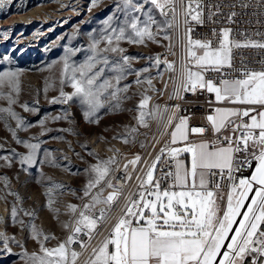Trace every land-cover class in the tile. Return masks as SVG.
Segmentation results:
<instances>
[{"label": "snow or ice", "instance_id": "6c2138e0", "mask_svg": "<svg viewBox=\"0 0 264 264\" xmlns=\"http://www.w3.org/2000/svg\"><path fill=\"white\" fill-rule=\"evenodd\" d=\"M5 2L6 0H0V5ZM144 3H150L159 10L160 15L165 18L163 24H158L152 15L146 14L143 27L140 26L139 17H133L131 21L125 22V26L112 28L110 17L105 21L111 29L110 34L102 37L109 45L104 51L122 53L124 49L119 47L121 40L143 43L147 38L157 42L156 35L161 33L164 40L171 39L167 29L175 27L176 0H144ZM123 4L125 8L135 12L143 10V5L135 4L134 0H123ZM208 7L207 18L215 23L213 17L220 14V6L216 5L215 11H211V5ZM183 15L187 39L186 56L181 65L174 96L183 99L180 95L182 91L192 94L206 91L214 94V101H209L210 104L229 103L247 107H216L212 114L207 115L206 119L216 136L214 141L192 142L190 136L204 135L207 129L190 127V117H179L170 134V145L182 146L162 148L147 170H141L143 177H136L140 190L123 197L124 204L114 223L112 213L124 187L123 184L114 185L106 180L115 159L110 158L92 165L91 172L94 175L84 189V196H91L90 202L85 203L82 208L75 204L68 205L74 223H66L64 227L71 228L72 234L56 247L48 248L45 242L55 237L44 234L32 225V238L38 240L40 250L38 253H24L28 264H78L85 253L87 256L81 264H264V58L257 61L262 65L259 70L248 67L243 53H239V67L235 60L239 49H259L264 53V41L251 38L237 40L233 38V29L230 27L219 31L213 28L211 39H193L191 22L197 25L205 23L203 0H187L183 5ZM236 15L234 11L229 13L227 19L230 24L235 23ZM152 25H156L155 34L151 30ZM128 29L131 30L130 33ZM240 35L247 36L243 32ZM98 44L99 41H95L93 47ZM130 59L123 56V63L113 66V70L119 73L113 78L115 85L110 79H100L103 68L94 71L97 63L108 64L107 57L98 61L96 55H93L80 65H71L65 59L62 75L73 91L65 93L61 90L60 98L53 102L67 103L74 98L78 99L85 108V119L98 122L93 121L92 117L105 103L114 109L120 108L122 101L119 93L127 92L129 86L125 85L121 89L117 85L124 78L125 66H130ZM161 63L157 56L155 65L159 67ZM163 63L167 71H176L173 62L165 60ZM209 73L216 75L209 78ZM19 76V72H0V99L7 100L9 104V107L0 108V113H7L16 119L17 127L24 122L12 110L11 105L16 103L15 96L20 92ZM64 82L62 79L61 83ZM137 83L141 81L138 79ZM147 83L151 86L152 80L148 79ZM141 95L135 119L140 126L147 127L146 117L163 119V112H167V109L162 112L158 105L149 109L151 97ZM112 101L115 103L112 104ZM22 106L26 111L30 110L27 104ZM61 118L57 116L54 119ZM174 119L175 112L167 117L164 128L171 126ZM40 123L43 125L44 121ZM136 131L133 127L130 134ZM13 137H16L15 131ZM124 142H129L127 137ZM17 143H23L29 150L26 156L21 157V163H36L40 143L19 139ZM183 154H188L187 161L181 158ZM50 155L45 150V157ZM140 160L141 157L137 155L129 164L135 166ZM161 164H168L169 170L161 169L159 177H156L154 173ZM246 170H251L250 175H243ZM125 172L126 178L130 180L132 176L127 165ZM225 179L229 182L227 192L222 191V181ZM162 181L171 183L162 189ZM102 182H106L112 191L106 197L102 196L103 188L92 194V189ZM55 187L62 186L57 184ZM46 194L51 205L52 189L49 188ZM221 201L224 202L223 208ZM101 204L104 207L99 209L98 215H94L93 209ZM17 211L13 206V219L16 218ZM25 215L31 216L33 213L25 212ZM109 224L111 227L107 235L99 231L102 225ZM80 233L87 236L86 242L78 240ZM97 236L103 238L93 244ZM8 240L4 233H0L5 251L10 252ZM73 243H79L84 251L71 250L69 246Z\"/></svg>", "mask_w": 264, "mask_h": 264}, {"label": "rangeland", "instance_id": "374dc122", "mask_svg": "<svg viewBox=\"0 0 264 264\" xmlns=\"http://www.w3.org/2000/svg\"><path fill=\"white\" fill-rule=\"evenodd\" d=\"M134 3L142 4L143 10L135 12L125 8L123 0H6L0 5V72L20 73V92L11 108L24 122L17 127L16 119L0 113V233L9 238L11 250L5 251L0 241V264H28L24 253L39 252L40 244L32 238V225L55 237L45 242L48 248L66 240L69 228L64 225L70 224L73 216L68 205L82 208L91 200V196H84L85 186L94 175L91 166L110 158L118 162L126 154L137 152L155 133L154 119L146 117L147 127L140 126L135 119L141 94H145L135 82L136 75L156 68L155 58L169 51L170 45L171 51L163 59L173 62L177 56L185 61L187 42L184 41L182 48L172 45L174 29L170 28L167 29L170 40H164L161 33L156 35L157 42L147 38L143 43L121 40L122 53L104 51L109 45L102 37L110 34L111 29L105 23L110 17L112 28L125 26L133 17H139L143 27L146 14L163 24L165 18L150 3L144 0H134ZM151 30L155 34L156 25ZM95 41L99 44L93 47ZM172 52L176 53L174 57ZM93 55L98 61L107 57L108 64L97 63L94 71L103 68L100 79H110L114 85L113 78L119 73L113 66L123 63V56L131 58L130 66H125L124 78L117 85L121 89L129 86L127 92L119 93L120 108L114 109L105 103L92 117L98 122L85 119V108L78 99L53 102L60 98L61 90L73 91L62 75L65 59L71 65H80ZM25 104L30 110L24 109ZM6 107H9L7 100L0 99V108ZM152 107L149 102V109ZM217 107L238 106L218 103ZM57 116L62 118L54 119ZM133 127L137 131L130 134ZM93 135L102 141V149L94 145ZM125 137L128 143L124 142ZM17 139L40 143L36 163H21V157L29 150L23 143H17ZM115 141L120 145L110 144ZM45 150L51 153L47 158ZM105 183L92 189V194L99 188L104 190ZM57 184L62 187L56 188ZM49 188L52 189L51 205L46 194ZM13 206L18 210L15 219L11 217Z\"/></svg>", "mask_w": 264, "mask_h": 264}, {"label": "built area", "instance_id": "2783aa9c", "mask_svg": "<svg viewBox=\"0 0 264 264\" xmlns=\"http://www.w3.org/2000/svg\"><path fill=\"white\" fill-rule=\"evenodd\" d=\"M186 0H176V23L174 29V36L172 40V45H176L177 48L183 47L184 41L187 42L185 36L186 26L184 24V15H183V5H185ZM204 5V19L205 23L203 25H197L195 22H191V27L193 31L191 36L193 39H211L212 38V29L215 28L219 31L221 28L230 27L233 29L232 36L237 40H244L246 38H251L257 41H264V0H203ZM209 5H211V11H215L216 5L220 6V14L213 17L212 21L208 20ZM242 5H247L243 7ZM236 12L237 15L234 17L235 23L228 22V15L231 12ZM171 18V16H170ZM246 33L247 36H241L240 33ZM260 33V35H257ZM161 52V50H160ZM165 54H160V60L162 63L159 67L152 69L149 72L141 73L139 76L136 75L135 82L144 93L151 97L149 101L153 106L158 105L160 110L163 112L164 109H167V112H163V119H154V134L150 137L135 153L126 154L122 159L115 163L112 171L110 172L108 179L114 185L123 184V190L121 198L116 202L114 206V212L112 213V223L115 222V217L119 214L120 208L124 204V196H127L129 193H136L140 189L138 187L139 181L137 176L143 177V171L147 170V167L151 165L155 157L160 153L162 148L167 146L166 140L168 133L172 125L178 121L179 117L186 116L190 117L189 126L190 127H204L207 129V132L204 135H192L190 140L199 141V140H209L214 141L216 139L215 134L213 133L210 124L208 123L206 117L209 114H212L213 109L217 107L218 103H209V101H214V94L207 93L206 91H198L196 94L191 92H181L183 99L174 96V89L179 83V74L181 70V65L185 62L181 58L175 56V52H172L171 56H175L173 61L175 65V72H169L166 70V65L163 63L166 59ZM174 53V54H173ZM243 53L245 60L248 63V67L252 69L259 70L262 65L257 63V61L264 58V53L259 49H239L237 50V55L235 57L236 66L239 67L240 55ZM164 55V56H163ZM216 74L209 73V78L214 77ZM140 80L141 83H137V80ZM152 80V85L149 86L147 80ZM167 85V87H165ZM229 104V103H228ZM177 106H179L177 108ZM240 108L247 107L244 105H237ZM175 112L176 119H174L173 124L167 129L164 128V123L167 120V117ZM247 119V118H245ZM227 134V133H225ZM139 155L141 157L140 162L135 166L129 164V161L133 160L135 156ZM125 165L128 166V171L131 173L132 178L129 180L126 178ZM164 171L169 170L168 164H161L158 166L154 176L159 177L160 170ZM251 170H246L243 172L244 176L250 175ZM171 181H162L161 188H167ZM229 182L225 179L222 181V191H228ZM112 189L107 187L105 183V188L102 195L106 197ZM224 202L221 201V207L223 208ZM104 207V205H96L93 209V214L98 215L99 209ZM74 223V218L71 216L70 224ZM111 224L102 225L99 228V231L103 232L104 235H107L110 230ZM72 234L71 228L68 230V236ZM102 236H97L93 240V244L98 243L101 240ZM78 240L87 241V236L83 233L78 235ZM71 250L77 252H83L79 243H73L69 246ZM87 253L80 258L81 264L83 259H85Z\"/></svg>", "mask_w": 264, "mask_h": 264}, {"label": "crops", "instance_id": "0c3cea01", "mask_svg": "<svg viewBox=\"0 0 264 264\" xmlns=\"http://www.w3.org/2000/svg\"><path fill=\"white\" fill-rule=\"evenodd\" d=\"M175 123H177V121L175 122ZM175 123L172 125V127L170 128V130H169V133H168V137H167V140H166V143H167V146H171V147H180V146H182V145H180V144H177V145H170V139H171V136H170V134H171V131L174 129V127H175ZM192 142H200V141H202V140H199V141H193V140H191ZM182 159H184V160H188L189 159V157H188V154H183V156L181 157Z\"/></svg>", "mask_w": 264, "mask_h": 264}, {"label": "bare ground", "instance_id": "6f19581e", "mask_svg": "<svg viewBox=\"0 0 264 264\" xmlns=\"http://www.w3.org/2000/svg\"><path fill=\"white\" fill-rule=\"evenodd\" d=\"M93 143L94 145L96 146V148L98 149H102V141L99 140L98 138H95V135H93ZM110 144H114V145H120V142L119 141H115L114 143H110ZM105 145V144H104ZM3 205V204H2ZM2 207V206H1ZM4 207V206H3ZM5 209V208H4ZM3 211V209H2ZM5 212V211H4ZM4 214V213H3ZM5 215V214H4ZM2 216V215H1ZM3 217V216H2ZM99 242V241H98Z\"/></svg>", "mask_w": 264, "mask_h": 264}]
</instances>
